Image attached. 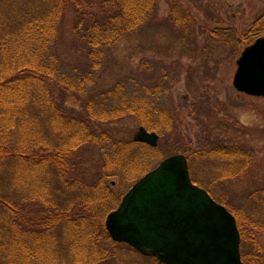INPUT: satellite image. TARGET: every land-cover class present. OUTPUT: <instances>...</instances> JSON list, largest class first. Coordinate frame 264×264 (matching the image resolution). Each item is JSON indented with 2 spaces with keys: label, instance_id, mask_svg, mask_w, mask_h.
Wrapping results in <instances>:
<instances>
[{
  "label": "trees",
  "instance_id": "16d2710c",
  "mask_svg": "<svg viewBox=\"0 0 264 264\" xmlns=\"http://www.w3.org/2000/svg\"><path fill=\"white\" fill-rule=\"evenodd\" d=\"M156 1L43 0L41 14L29 18L16 31L13 40L1 39L0 45L7 51L8 61L6 68L3 66L0 70V264H43V260L49 262L51 258H60V262L69 259L65 261L72 260L75 264H100L112 257L114 246H125L110 239L104 224L105 216L120 203V199L113 201V192L106 185L107 179L112 177V166L109 170L104 169L105 172H99L97 177L88 171L86 180L79 179L77 182H69L64 177L65 170H62L63 176L56 174L59 177L49 180L43 168L49 164L47 138L53 133L73 132L70 139H80L87 144L107 142L109 131L105 128L99 130L96 126L104 127L128 119H136L146 131L163 132L160 123L150 121L155 99L161 95L159 91L150 90V93L135 96L120 107L109 110L97 108L94 99H80L83 96L80 93L85 94L90 78L101 68L103 49L115 45L127 35L135 34L144 25L146 16L155 11ZM173 8L174 4L170 17L174 16ZM64 19H69V28L76 37L74 44L86 54L88 73L75 78V82L72 76L60 71L61 60L56 50L49 51L48 48ZM190 37L194 45H200L193 35ZM260 37H264V13L249 26L244 38L232 35L219 37L209 31L205 40L217 43L220 39L218 42L223 45L230 43L238 53L242 44L248 46ZM209 46L214 48L213 43ZM201 51L207 50L201 48ZM42 55L43 63L38 60ZM122 84L116 85L112 92L114 96ZM74 85H78L79 90L73 91ZM63 92L77 99L81 109L64 108L65 99L58 96ZM32 106L38 108L37 114L32 111ZM40 117H43V122ZM241 131L244 132V129L241 128ZM207 138L210 143L200 154L212 156L215 163H220L219 167H227L226 172L231 169L240 175L244 171L240 176L233 173L222 176L221 181L235 183L242 177H248L246 174L254 153L247 142L236 141L232 137L221 139L214 133L207 134ZM78 144L80 141H76L74 146ZM112 145L116 147L113 158L117 155L114 160L111 159L113 162H109L112 165L121 163L124 155L132 149L148 147L134 139L112 142ZM67 154L69 149L56 152L58 157H66ZM43 158L46 161L43 162ZM219 169L210 168L212 171ZM189 172L192 181L204 188L195 181L192 175L195 172L190 171V166ZM253 180L243 191L239 202H220L204 188L234 215L241 242L247 228L264 235V181ZM59 181L64 189L85 187L86 192L72 191L63 200L65 195L58 193L53 184ZM111 199L116 205L108 211L107 202ZM260 255H264V249ZM253 259L251 264L255 261ZM65 261L62 264H66ZM244 264H247L246 261Z\"/></svg>",
  "mask_w": 264,
  "mask_h": 264
},
{
  "label": "rangeland",
  "instance_id": "374dc122",
  "mask_svg": "<svg viewBox=\"0 0 264 264\" xmlns=\"http://www.w3.org/2000/svg\"><path fill=\"white\" fill-rule=\"evenodd\" d=\"M173 4L174 16L170 17ZM154 10L146 16L144 25L135 34L127 35L115 45L103 49L101 68L90 78L85 94L80 93L83 95L80 99H94L97 108L109 110L120 107L135 96L150 93V90L159 91L161 95L155 99L153 115L150 113V121L160 123L159 127L163 129L159 134L156 132L157 144L151 146L152 150L148 145L143 150L142 147L134 148L124 155L121 163L112 165L109 162L117 156L113 158L116 147L112 142L134 139L142 129L136 119L96 126L99 130L105 128L109 131L107 142L87 144L76 139L80 144L74 146L76 141L69 138L73 132L53 133L47 138L49 164L43 168V173L49 176V180L59 177L56 174L63 176L66 173L64 177L69 182H77L79 179L86 180L88 171L97 177L99 172L112 166V177L107 179L106 185L113 192V201H121L143 173L153 170L169 156L184 155L189 160L190 171L195 172L192 175L197 183L220 202H237L253 179L264 181V98L247 96L233 87L236 62L246 46L242 44L241 52L237 53L230 43L223 45L218 39L219 45L215 46V40L207 43L205 37L210 31L219 37L232 35L244 38L249 26L264 13V0H157ZM42 11L43 0H0V41L2 38L13 40L16 31ZM69 25V19H64L48 48L49 51L56 50L61 60L60 71L72 76L75 82V78L88 71L85 67L86 54L74 44L76 37ZM10 32L16 33L7 36ZM190 35L200 45H194ZM212 43L214 48L209 46ZM1 46L0 70L3 66L6 68L8 61L7 51ZM201 48L207 51L202 52ZM38 60L43 63V55ZM118 83L123 84L114 96L112 92ZM76 90H79L78 85H74L73 91ZM58 96L65 99L64 108L81 109V103L70 93L63 92ZM31 109L37 114V107L32 106ZM40 120L43 122V117ZM241 128L245 134L240 132ZM211 133L221 139L232 137L236 141L247 142L254 153L246 174L248 177H242L235 183L221 181L222 176L227 174H239L231 169L226 172L227 167H219L220 163H215L212 156L200 154L203 148L208 147L210 140L207 134ZM66 149H69L67 158L56 155V152ZM44 161L46 158H43ZM210 168L220 169L212 171ZM61 183L53 184L58 193L65 195L63 200L72 191L86 192L85 187L64 189ZM113 201L107 202L108 211L116 205ZM263 249L264 235L247 228L240 246L243 263L251 264L254 258L253 264H264V255H260ZM112 250V257L100 264H160L154 258L130 251L127 245L119 244ZM65 260L69 259L60 262V258H51L49 262L43 260V264H62ZM65 263L75 264L72 260Z\"/></svg>",
  "mask_w": 264,
  "mask_h": 264
},
{
  "label": "water",
  "instance_id": "95a60500",
  "mask_svg": "<svg viewBox=\"0 0 264 264\" xmlns=\"http://www.w3.org/2000/svg\"><path fill=\"white\" fill-rule=\"evenodd\" d=\"M236 66L233 87L264 98V38L245 47ZM135 139L155 146L158 137L139 131ZM105 226L114 242L161 264H243L234 216L192 182L183 155L162 160L137 181Z\"/></svg>",
  "mask_w": 264,
  "mask_h": 264
}]
</instances>
